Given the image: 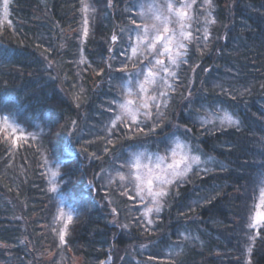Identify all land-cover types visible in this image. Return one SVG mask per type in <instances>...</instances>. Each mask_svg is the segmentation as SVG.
<instances>
[{
	"label": "trees",
	"instance_id": "16d2710c",
	"mask_svg": "<svg viewBox=\"0 0 264 264\" xmlns=\"http://www.w3.org/2000/svg\"><path fill=\"white\" fill-rule=\"evenodd\" d=\"M2 2L0 114L13 113L19 132L0 128V264H106L111 256L113 264H264V220L259 235L248 227L264 189V0H211V7L197 0L186 31L202 36L207 27L208 40L188 44V63L163 91V120L150 131L159 119L153 108L151 119L141 114L139 131L133 123L115 134L105 131L118 114L110 102L126 95L132 64L144 66L159 51L132 59L126 31L111 40L129 27L114 2L122 9L131 2L10 0L6 19ZM216 106L239 126L220 131ZM176 138L201 162L168 187L149 226L128 165L140 148L162 153ZM76 202L72 221L62 218L59 209Z\"/></svg>",
	"mask_w": 264,
	"mask_h": 264
},
{
	"label": "snow or ice",
	"instance_id": "6c2138e0",
	"mask_svg": "<svg viewBox=\"0 0 264 264\" xmlns=\"http://www.w3.org/2000/svg\"><path fill=\"white\" fill-rule=\"evenodd\" d=\"M193 2H195V0H193ZM206 2L209 4V7H211V0H206ZM109 4H111V0H109ZM9 5H10V0H3V2H2V17L5 19L7 18L8 14H9ZM189 6L190 5H184L180 10L176 11L175 12L176 16L177 17L183 16V14H184L183 8L189 7ZM140 8L142 10L146 9V11L137 12L135 18H132L133 13L131 12V10H129L128 24L130 25V27L127 30L120 29L121 37H123L125 31H127V36L125 38V42L129 45L130 50H131V54L133 56H135L137 53V47H136L137 44L143 43V44H145V46L147 48L151 49L152 51H158L156 49V43L158 41H160V42H162L161 43V47L163 49L162 54L168 55L170 62H171V65L173 67L178 68L179 67L178 58L184 57L187 55L188 44H190L193 40H196L197 42H199L200 40L207 42V40H208L209 33H208L207 27H205L203 29V35L202 36H193L192 32L184 33L183 31H181L180 35L182 37V41L177 42V44H176L177 51L175 52L174 55H172L171 49L169 48L168 45L172 41L174 31L168 29L167 27H163L161 29L160 26L166 25L170 22L169 21V14H171L174 11V6L171 3H166L163 6L141 4ZM210 15H211V13H209V16ZM137 20H140L141 23L138 24ZM152 20H155L158 23H145V21H152ZM204 22H205V24H208L210 22L214 23L215 21L214 20L210 21L209 19L205 18ZM84 23L87 24V20H85ZM158 25H160V26H158ZM161 30L164 33H167V35H161ZM150 33H155V35H150ZM83 34H84V36L88 35L87 28H85L83 30ZM118 39H119V37L115 34L112 35V37H111V40L113 42L117 41ZM120 55L124 56L125 59L128 58L127 53L124 49H121ZM144 59L147 60L148 57L145 56ZM182 62L184 64L188 63L187 59H183ZM155 64L161 66L160 71L154 72L153 66H152V61H149L148 66H147V74H145V69L143 67H138L136 63L132 64V68H133L135 75L137 77V80H138L139 93L147 92L146 85L151 84V83H155L156 78L160 75V72L167 74L168 77H171L174 80L179 79V73L177 71H171L169 69L168 65L164 64V62L162 60L156 59ZM109 68H111V65H109ZM127 69H128V64L124 63L122 68L120 69V71H125ZM101 71H103V70H101ZM193 71H195V69H193ZM161 79H163V77H161ZM132 84H133V80L129 79L128 83L124 85V87H126L128 89L129 93H131V91H132V88L130 87V85H132ZM215 87L221 88V90L226 95H230V93L228 92L227 89H223L222 85L217 84V85H215ZM261 87H264V85H261ZM81 91H83V90L81 89ZM246 91H248V89L244 88L243 91L239 92V95L243 96ZM167 95L168 94L165 92H160L159 96L153 95L150 98L152 101L151 107L147 101H145L142 104V108L145 109V111L143 113L145 120L151 119L152 108L156 109V116L159 118L157 121H155L153 123L150 131H155L156 127L159 126L160 121L163 120V113L159 111L161 105L159 103H157V100L160 98H164L166 100ZM191 97H192V92L189 91L188 92V102L189 103L193 102ZM110 103L113 105H117L116 100L111 101ZM132 105H133V101L131 99H124L122 102L118 103L119 114H116L115 119L111 121V127H106L105 131L107 133L115 134L116 131H118V130L124 131L126 129H129L130 125H132L133 123H135V129L137 131L140 130V123L143 122V121L138 119V117L140 116V111H139V109L133 108ZM109 111H111V109H109ZM216 111L222 113L218 117H214V119L219 120V130L220 131H223L225 126H239L240 121L238 119H234L233 116L230 115L227 111L219 108V106H216ZM125 120L127 121V123H125ZM211 122L212 121H201L200 123H211ZM71 123L74 126L76 122L72 121ZM118 124H124V128L118 129V127H117ZM15 125H16V120H15V115L13 113H8L6 115L0 114V128L7 127L9 132H15L16 131ZM177 127H179V126H177ZM189 131H190V129L185 128V132H189ZM48 135L49 136L53 135L51 129L49 130ZM108 143H111L110 139L108 140ZM177 147L178 148L181 147L179 141H177ZM81 150L86 151V149H83V148ZM104 151L107 152L108 148L105 147ZM92 155L94 156L95 154L93 153ZM172 155H173V157H175V155H176L175 150H173ZM143 156H144L143 153H139V154L135 155L134 164H133L134 167H136L138 170H141V171L143 169L140 167V161H141V157H143ZM42 159H43V164L47 165L48 160L43 155H42ZM157 159L160 161H163L164 158L158 157ZM200 162L201 161H200L199 156L189 157L187 155H184L179 160L174 159L173 163L169 164L167 166L170 171L166 175L157 176V177H155V179L157 180V182L160 185L172 184L173 181H175L176 184L178 185L179 183H181L182 179L186 176V174L189 171H191L192 164L193 163L199 164ZM181 164L184 165L183 169L179 168V166ZM157 168H159V164L157 165ZM58 175H60L59 166H56V170L50 172L51 179L49 180L50 187H49L48 191L54 192V193L58 192L59 181L56 180V177ZM118 175H120V179L124 178L122 174H118ZM102 178L103 177H101V179ZM140 179H141V177L137 176V180H140ZM147 184L149 186L148 195L151 196V198H152L151 204L154 206H148V205L145 206L142 220L144 218L150 217L153 212H155L157 214H159L161 212L162 206L160 203V198L166 195V192L163 189H161L160 191H152L151 190V185H152L151 179H149L147 181ZM59 203L60 204L64 203V197H61V199L59 200ZM260 205L264 206V189L261 190ZM81 206H82L81 202H76L75 208L69 209V212L67 214L64 213L63 209L61 208V209H59L60 215H61V217H64L66 215L67 220L70 222L73 219L72 212L74 210H78L79 207H81ZM113 211H115V210L113 209ZM262 220H264V211H256L255 216L253 218V221L248 223L249 228L257 229V235L260 234L259 228L262 227V225L260 223ZM140 222L141 221H137V223H140ZM152 222L153 221L150 218H148L146 220V223L149 226L152 224ZM122 227H127V225H123ZM58 236H59V241L61 242V244H64L65 243L64 233H58ZM261 238L264 239V237H261ZM255 239H256V236L250 237L251 241H255ZM251 250H252L251 247L247 248V251L249 253L251 252ZM176 255H179V253H176Z\"/></svg>",
	"mask_w": 264,
	"mask_h": 264
},
{
	"label": "rangeland",
	"instance_id": "374dc122",
	"mask_svg": "<svg viewBox=\"0 0 264 264\" xmlns=\"http://www.w3.org/2000/svg\"><path fill=\"white\" fill-rule=\"evenodd\" d=\"M129 2H131V5L125 6L124 9H122L119 6V3H115L114 2L113 11L115 13H117V12H125V15L129 16V10H131V12L133 13L132 18H135L137 12L146 11V9L142 10L140 8L141 4L163 6L166 3H171L174 6V11L171 14H169V21L170 22L168 24H166V25H162V26L158 25V26L161 27V29L163 27H167L168 29L174 31V35L172 37V41L168 45L169 48L171 49L172 55H174L175 52L177 51V49H176L177 42H181L182 41V37L180 35L181 31L186 33L187 32L186 31V27L188 25L190 26V24H191V18H193L192 12H194L193 11V7H194V4L197 2V0H195V2H193V0H129ZM202 2H203V4H205L204 5L205 7H207L209 5L206 2V0H202ZM126 3H128V0H126ZM184 5H190V6L189 7H184L183 8V13H184L183 16L177 17L175 12L180 10ZM85 19H86V16H85ZM137 23L140 24L141 21L137 20ZM145 23H158V22H156L155 20H152V21H145ZM128 26L130 27V25H128ZM128 28H126V30ZM70 33H73V30ZM119 34L120 33H118V32L115 33V35H117L118 37L120 36ZM150 35H155V33H150ZM161 35H167V33H164L161 30ZM161 43L162 42H160V41H158L156 43V49H159L158 56H156L153 59L149 60V61H152L153 71L154 72H159L160 68H161L160 65L155 64V60L156 59L162 60L164 62V64L168 65V67H169V69L171 71H177V68L173 67L171 65L169 56L162 54L163 53V49L161 47ZM136 47H137V53H136L135 56H133L131 54V50H129V54H130V57L132 59H134L136 57L143 58L145 53L147 51L151 50V49L147 48L145 46V44H143V43L137 44ZM183 59H184V57L178 58V63L181 64V61ZM142 66H143L142 64L138 65V67H142ZM147 66H148V61L143 66V68L145 69V74H147ZM130 72H131L132 76L129 79L133 80V84L130 85V87L132 88V91H131V93H129L128 89L125 87L126 95L123 97V99L120 102H122L124 99H131L133 101L132 107L136 108V109H139V111H140V116L138 117V119L141 120V119H143V118H140L141 114L143 115V113L145 111V109L142 108V104L145 101H147L149 103L150 107H151L152 101H151L150 98L153 95L159 96V93L163 92L165 90V87L173 88V87H171V84H174V80H173V78L168 77L167 74H165L163 72H160V75L156 78L155 83H151V84L146 85L147 92L139 93L138 80H137V77L135 75V72H134V70H132ZM161 77H163V79H161ZM157 86L159 87L157 89V91H156L157 94L156 93L151 94L150 90L152 88L157 87ZM167 91H168V89L166 90V93H167ZM161 99L162 98L158 99L157 103H159L162 106ZM117 107H118V104H117ZM118 114H119V108H118ZM214 117H216V116H214ZM215 120L219 121L218 119H215ZM15 127H16V131L14 133L18 134L19 126L17 125V123H16ZM5 129H7V127H5ZM177 141H179V143L181 145V147H179V148L177 147ZM173 150H175V152H176L175 157H173V155H172ZM139 153H143L144 154V156L141 157V161H140V167L143 169L142 171L138 170L136 167L133 166L134 157H135V155H137ZM184 155H187L189 157L194 156V155L191 154L189 147L181 139H177V138L173 139L171 141L170 148L167 151H164L162 153L150 151L148 148H140L139 150H137L136 152L133 153V157L131 158V161H130L131 164L128 165V167H129V175H130V179H131V181L133 183L132 187H133L135 193L138 195L139 199L143 200V203H142L143 209L145 208L146 205L154 206V205L151 204V199H152L151 196L148 195L149 186L147 184V181L149 179L152 180V185H151V190L152 191H160L161 189H163L166 192V190L168 189V187L171 184L160 185L157 182V180L155 179V177L166 175L170 171L167 166L169 164H172L174 159L175 160H179ZM158 157H163L164 158L163 161L158 160L157 159ZM158 164H159V168H157ZM193 164H195V163H193ZM193 164H192V166H193ZM183 167H184V165H182V164L179 166L180 169H183ZM137 176H140L141 179L137 180ZM257 211H263V206L260 205V199H259V202H258ZM68 212L69 211L64 210V213L67 214ZM62 218L67 220V216L66 215L64 217H62ZM106 262H108L106 264H113L115 262V260L111 256V257H108L106 259ZM73 264H83L82 263V259L75 258Z\"/></svg>",
	"mask_w": 264,
	"mask_h": 264
},
{
	"label": "water",
	"instance_id": "95a60500",
	"mask_svg": "<svg viewBox=\"0 0 264 264\" xmlns=\"http://www.w3.org/2000/svg\"><path fill=\"white\" fill-rule=\"evenodd\" d=\"M103 263H108V262H106V260H105Z\"/></svg>",
	"mask_w": 264,
	"mask_h": 264
}]
</instances>
